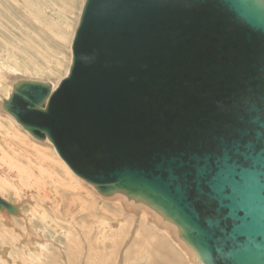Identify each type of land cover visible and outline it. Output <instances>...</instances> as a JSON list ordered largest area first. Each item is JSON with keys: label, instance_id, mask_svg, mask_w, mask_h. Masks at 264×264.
Here are the masks:
<instances>
[{"label": "water", "instance_id": "95a60500", "mask_svg": "<svg viewBox=\"0 0 264 264\" xmlns=\"http://www.w3.org/2000/svg\"><path fill=\"white\" fill-rule=\"evenodd\" d=\"M68 75L2 108L200 264H264V0H85ZM0 212L20 206L0 196Z\"/></svg>", "mask_w": 264, "mask_h": 264}, {"label": "rangeland", "instance_id": "374dc122", "mask_svg": "<svg viewBox=\"0 0 264 264\" xmlns=\"http://www.w3.org/2000/svg\"><path fill=\"white\" fill-rule=\"evenodd\" d=\"M82 1L0 0V131H3L2 128L9 131L13 128L14 134L23 140L14 146L15 152L0 134V175L5 171L14 174L17 182H21L17 187V183L7 182L0 177V196L20 206L18 216L5 212L6 217L0 212V233L14 229L13 236L20 237V242L17 240L12 245L0 240V264H200L177 233L163 226V222L168 221L158 213L147 206L142 208L144 205H138L121 194L101 196L93 186L69 171L54 147L49 146V141L34 140L18 128L13 117L3 112L2 100L11 94V83L34 80L53 83L56 87L68 75L73 57L72 46L84 6ZM20 151L29 155L30 160L17 155ZM40 156L50 162L49 166L59 175L61 183L57 178L48 179L49 169L40 170L37 166L40 164L31 159ZM27 167L33 180H44L45 187L56 194L58 192L54 186L70 187L75 191L72 195L81 197V201L84 198L90 207L64 195L67 201L60 202L53 209L51 203L41 199L42 192L38 193L37 188L31 185L33 182L28 179ZM65 171L71 172L70 177ZM17 174L21 176L16 177ZM77 202L83 209L79 207L81 211L78 213L73 211L79 205ZM37 205L46 208L53 219L58 220L57 216L60 218L54 225L49 220L44 222L42 215L35 219L36 230H41L36 232L40 235L43 232L50 246L48 250L41 248L39 252L26 244L23 229L26 227L14 225L15 222H22L25 215L36 216L34 208ZM66 246L71 248L70 252L64 248Z\"/></svg>", "mask_w": 264, "mask_h": 264}, {"label": "bare ground", "instance_id": "6f19581e", "mask_svg": "<svg viewBox=\"0 0 264 264\" xmlns=\"http://www.w3.org/2000/svg\"><path fill=\"white\" fill-rule=\"evenodd\" d=\"M83 2V4L85 3V1L83 0L82 1ZM24 78V77H23ZM26 78V77H25ZM20 81V80H19ZM18 81H16L14 84L13 83H11L10 84V86L12 87V89H13V86L17 83ZM53 86H55L53 83H51ZM10 96V95H9ZM5 97V96H4ZM6 99H8V98H6ZM6 99H4V100H6ZM4 100H2V104H3V101ZM3 112H5L4 110H3ZM6 113V114H5ZM4 114L6 115V116H8V117H11L7 112H5ZM3 116V115H2ZM2 121V120H1ZM18 125V128L19 129H21V130H23L24 131V129L19 125V124H17ZM5 129H7L6 127H5ZM2 130L3 131H0V134H1V138H3L4 140H6L7 142H5V143H7L8 145H9V148L11 149V150H13V151H15L16 152V149H14V146H16V144L17 145H19L18 143H20L19 142V140H21L20 138H19V135H15L14 134V131H13V128H11V130L9 131V130H4L3 128H2ZM25 133H27L26 131H24ZM9 134V135H8ZM29 136H31L29 133H27ZM8 135V136H7ZM32 137V136H31ZM33 138V137H32ZM34 140H36L35 138H33ZM21 141H23V140H21ZM38 141V140H37ZM47 141H49V140H45V141H43V142H47ZM40 142V141H39ZM49 144H50V142H48ZM34 146V145H33ZM49 146H51L52 148H53V146H52V144L51 145H49ZM1 147V146H0ZM16 148V147H15ZM3 149V148H2ZM2 151V150H1ZM18 151V150H17ZM33 151H35V150H33ZM54 151L56 152V150L54 149ZM21 152V151H20ZM9 153V152H8ZM57 153V152H56ZM58 154V153H57ZM17 155H19V156H21V157H23V156H25L26 157V159H28V160H30V157H28L29 155H26L25 153H17ZM40 155V154H39ZM59 156V155H58ZM60 157V156H59ZM5 158V157H4ZM61 158V157H60ZM9 159V158H8ZM31 159H33V160H35L36 162H38L40 165H37L38 166V168L40 169V170H42L43 171V169H49V171L47 172V177H48V179H50V177H52V178H57L56 180L59 182V183H61V179L58 177L59 175H57V173L54 171V169L51 167V166H49L50 165V162H47L45 159H44V157L43 156H40L39 158H37V159H34V158H31ZM16 164V163H15ZM18 164V163H17ZM59 165H60V163H59ZM63 166V165H62ZM61 166V167H62ZM67 166V165H66ZM24 167V166H23ZM68 167V166H67ZM63 168V167H62ZM69 168V167H68ZM27 169H29L28 170V174H29V177H28V179H29V181H31V182H33L31 185L33 186V188H37V192L38 193H40V191L42 192V195H41V199L45 202V203H47V202H49V203H51V207L53 208V209H55V208H57V205H59L60 204V202H66L67 200H66V198L64 197V195H67V197H72L71 199H73V200H79L82 204H84L85 203V205H86V207H90V204H88L86 201L84 202V198H83V200L81 201L80 199H81V197H79V196H74V195H72V193H75V191H72V189L70 188V187H61V186H54L55 187V189H56V191L58 192V194H60V195H58V194H56L52 189H48V188H46L45 186H46V182L44 181V180H41V179H38V178H36V179H34L33 180V178L31 177L32 176V173H31V171H30V168H28L27 167ZM26 169V170H27ZM3 170V169H2ZM69 171H71L72 172V170L69 168ZM66 173H67V176L68 177H70V173H68L67 171H65ZM73 173V172H72ZM26 174V173H25ZM74 174V173H73ZM21 175L20 174H17V176L16 177H20ZM0 177H2V178H4L5 179V181H7V182H11V183H17V184H15V186H17V187H19L20 185H18V184H20L21 182H17V180L18 179H16V178H14V174L13 175H10V174H8V173H5V171H3L2 172V175H0ZM24 178V177H23ZM79 178V177H78ZM25 179V178H24ZM3 182V181H2ZM83 187V186H82ZM25 190V189H24ZM23 190V191H24ZM25 192V191H24ZM25 193H27V192H25ZM77 193V192H76ZM63 195V196H62ZM118 195H120V194H118ZM27 197V196H26ZM34 197V196H33ZM33 199V198H32ZM80 202H77L79 205L78 206H76L75 208H73V211H75V212H80L81 210L79 209V207L82 209V207H81V204H80ZM131 202V201H130ZM25 203V202H24ZM38 204V203H37ZM136 204H140V203H136ZM41 205V204H40ZM40 205H37L34 209L36 210V213H37V215L35 216V215H25V217H24V220L22 221V222H15L14 223V225L17 227V226H20V224L22 225V227H26L27 228V230H26V228H23L24 230H25V242H26V244L29 246V247H31V248H35L36 250H38V252L40 251V249L42 248V249H44V250H48L49 248H50V246L49 245H47V242H49L48 240H45L44 239V233L42 232V234L40 235L39 233H37V232H40L41 230H39L38 229V231L36 230L37 228L35 227V222H37L36 220L38 219L37 217L39 216V215H42V216H44L45 217V219H42L44 222H46V220H49V222L50 223H52V225H54V224H57L56 223V221H58V220H60V218L57 216V218H58V220L55 218V219H53L52 217H50L49 215H48V212H47V210H46V208H44L43 206H40ZM49 205V204H48ZM142 205H144V204H142ZM146 205H144V206H141L142 208H144ZM148 207V206H147ZM93 208V207H92ZM71 210H72V207H71ZM71 210H70V212H71ZM83 210V209H82ZM3 213V215H6L5 214V212H2ZM83 213V212H82ZM90 215H91V213H89ZM156 214V213H155ZM76 214H74V216H75ZM73 216V215H72ZM156 216H157V219L159 220V221H161V219L158 217V215L156 214ZM6 217H7V215H6ZM76 217V216H75ZM37 218V219H36ZM36 219V220H35ZM8 220V219H7ZM10 220V219H9ZM13 221V220H12ZM14 222V221H13ZM59 223V222H58ZM17 224V225H16ZM43 224H45V223H43ZM24 225V226H23ZM46 226H47V224H45ZM112 225V224H111ZM14 226V227H15ZM163 226L164 227H169V229H172L173 231H175L176 233H177V236H178V238H179V233H178V229H177V227L174 225V224H171V223H169V222H163ZM21 227V226H20ZM22 229V228H21ZM111 229V228H110ZM8 230V229H7ZM13 231L12 232H15L16 230H14V229H12ZM62 230V229H61ZM60 230V231H61ZM2 231V230H1ZM37 231V232H36ZM12 232H10L9 230H8V232H6L5 230H3L1 233H0V240L1 241H3L4 242V244H7V242L9 243L10 242V244L12 245V243H16V241L17 240H19L18 242H20V237H17V236H13V234L14 233H12ZM107 232H110V231H107ZM3 233H5V235H3ZM140 234V233H139ZM23 236V235H22ZM8 237H9V239H8ZM24 238V237H23ZM46 239H48V237H46ZM55 241V240H54ZM3 244V243H2ZM3 244V245H4ZM22 244V243H21ZM50 244V243H49ZM2 245V246H3ZM6 246V245H5ZM8 246H9V244H8ZM16 246V245H15ZM18 246H19V244H18ZM12 248H13V246H12ZM18 248V247H17ZM28 248V247H27ZM66 250H68L69 252L71 251V248L69 247V246H66V247H64ZM70 248V249H69ZM6 249V248H5ZM14 249V248H13ZM65 250V251H66ZM67 251V252H68ZM5 252H6V250H5ZM44 251H41V253H43ZM193 253V252H192ZM28 255V254H27ZM30 255V254H29ZM32 255V254H31ZM59 255V254H58ZM66 255H67V253H66ZM194 255V254H193ZM19 256V255H18ZM70 256V255H69ZM35 257V256H34ZM71 258V257H70ZM35 259V258H34ZM43 259V258H42ZM58 259V258H57ZM56 259V260H57ZM194 259H195V255H194ZM47 260V259H46ZM26 261V260H25ZM26 263V262H25ZM71 263V262H70ZM73 264V263H72Z\"/></svg>", "mask_w": 264, "mask_h": 264}]
</instances>
